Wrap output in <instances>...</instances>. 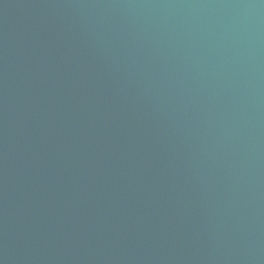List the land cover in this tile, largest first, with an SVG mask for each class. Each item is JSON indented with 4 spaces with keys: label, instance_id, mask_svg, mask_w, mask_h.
<instances>
[{
    "label": "water",
    "instance_id": "1",
    "mask_svg": "<svg viewBox=\"0 0 264 264\" xmlns=\"http://www.w3.org/2000/svg\"><path fill=\"white\" fill-rule=\"evenodd\" d=\"M0 264H264V0H0Z\"/></svg>",
    "mask_w": 264,
    "mask_h": 264
}]
</instances>
